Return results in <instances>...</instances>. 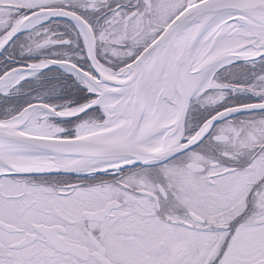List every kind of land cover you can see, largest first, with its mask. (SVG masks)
<instances>
[{
  "label": "snow or ice",
  "instance_id": "snow-or-ice-1",
  "mask_svg": "<svg viewBox=\"0 0 264 264\" xmlns=\"http://www.w3.org/2000/svg\"><path fill=\"white\" fill-rule=\"evenodd\" d=\"M0 264H264V0H0Z\"/></svg>",
  "mask_w": 264,
  "mask_h": 264
}]
</instances>
